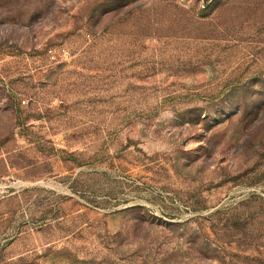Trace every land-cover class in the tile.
Returning a JSON list of instances; mask_svg holds the SVG:
<instances>
[{"label": "rangeland", "instance_id": "374dc122", "mask_svg": "<svg viewBox=\"0 0 264 264\" xmlns=\"http://www.w3.org/2000/svg\"><path fill=\"white\" fill-rule=\"evenodd\" d=\"M0 264H264V0H0Z\"/></svg>", "mask_w": 264, "mask_h": 264}]
</instances>
